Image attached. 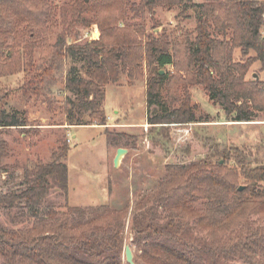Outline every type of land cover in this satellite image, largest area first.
<instances>
[{
  "label": "trees",
  "instance_id": "16d2710c",
  "mask_svg": "<svg viewBox=\"0 0 264 264\" xmlns=\"http://www.w3.org/2000/svg\"><path fill=\"white\" fill-rule=\"evenodd\" d=\"M177 4L194 8L193 37L147 32L146 10ZM86 12L92 16H84ZM59 16L63 29L50 42L46 35L57 19L48 0H0V77L23 72L19 90L39 97L60 80L55 72L63 59L83 61L84 75L72 65L61 79L72 93L63 102L65 123L105 125L107 133L106 85L116 82L121 73L129 83L146 80V106L159 107L147 121L163 132L171 123L208 120L196 114L189 91L193 84H201L231 120H252L256 111H264V80L245 77L255 61L264 69L261 0H67ZM80 23L96 24L99 36L83 44L70 41L73 26ZM235 48L245 60L234 59ZM36 51L41 54L38 61ZM176 99L179 104L174 106ZM26 124L0 104V126ZM6 147L0 139V156L6 155ZM68 150L69 144L62 141L50 161L37 160L24 168L23 188L0 192V206L15 202L22 206L24 201L34 217L28 227L0 225L2 264H122L129 203L67 205L64 210L50 204L43 210L39 207L50 178L68 193L64 161ZM222 156V162L166 163L164 175L133 202L130 228L140 250L134 264H220L221 258L235 256L246 264H263L257 253L264 249V226L242 222L251 213H264V166H250L238 147L223 151ZM0 174L6 175L5 181L14 177L6 166ZM20 210L23 214V207Z\"/></svg>",
  "mask_w": 264,
  "mask_h": 264
},
{
  "label": "rangeland",
  "instance_id": "374dc122",
  "mask_svg": "<svg viewBox=\"0 0 264 264\" xmlns=\"http://www.w3.org/2000/svg\"><path fill=\"white\" fill-rule=\"evenodd\" d=\"M64 1L67 0H48L56 11L57 19L52 25V32L46 35L50 42H53L63 29L59 12ZM261 1L264 3V0ZM84 16L91 17L92 12H86ZM144 21L147 32H164L171 38H178L185 33L190 37L195 35L194 8L184 4L157 6L153 12L146 10ZM49 24L50 22L46 25ZM72 29L69 40L81 44L100 34L96 24L84 26L80 23L74 25ZM262 31L264 34V29ZM11 43L10 38L4 46V53H7L8 45ZM253 54L254 52L250 50L249 55ZM40 55L39 51L35 52L37 61ZM233 57L242 61L246 58L242 56L239 48L234 49ZM72 65L76 66L79 74H85L86 64L83 61L65 58L55 72L60 80L46 88L39 97L25 96L19 90L25 79L23 72L0 77V104L27 123L24 126H0V139L7 143L6 155L0 156V170L6 166L9 171L14 172L13 179L8 181L4 180L6 175L0 174V192L23 188L24 168L37 160L50 161L52 153L57 150L60 143L66 141L69 144L68 154L64 160L68 167V193L64 194L54 183L53 178H50L51 185L39 206L40 209L43 210L47 204L64 210L67 205L89 207L108 204L120 207L129 203L123 250L124 245H130L134 259L140 250L132 240L134 237L130 228L132 204L164 175L166 163H188L198 159L209 161L219 159L222 162L223 151L238 147L250 166H264V111H256L252 120H231L222 108L208 97L201 84L190 85L189 91L191 101L196 103L198 108L197 116H206L208 120L171 123L164 132L155 127L152 129L147 116L153 115L159 107L152 104L147 108L145 104L146 80L137 79L129 83L127 76L121 73L116 82L106 85L104 108L114 123L113 126L107 127V133L104 131L105 127L97 124L65 123L63 102L67 96H72V93L64 88L61 79L66 76ZM166 68L172 70L171 65H167ZM257 71L258 77L264 80V69H260L259 61L251 64L245 77L253 78V73ZM165 89L166 86L162 85L160 91L163 95ZM48 100L51 101V105ZM178 104L179 100H174L173 105ZM117 120L122 124L124 120L126 123H142L117 126L119 125L115 124ZM117 147H126L128 150L120 164L115 167L113 157ZM240 184L242 185V182ZM17 203L12 206H0V225L6 228L31 226L34 217L30 215L29 207L23 206L24 201L20 202L22 206H17ZM20 207H23V214ZM242 223L262 227L264 213H251ZM257 256L264 264V249L258 252ZM122 264H126L124 252ZM220 264L246 263L235 256L230 259L221 258Z\"/></svg>",
  "mask_w": 264,
  "mask_h": 264
},
{
  "label": "water",
  "instance_id": "95a60500",
  "mask_svg": "<svg viewBox=\"0 0 264 264\" xmlns=\"http://www.w3.org/2000/svg\"><path fill=\"white\" fill-rule=\"evenodd\" d=\"M160 72H163V69H161ZM257 76L258 75L256 73H253V77H257ZM127 150L128 149L126 147H117L115 155L113 157V164L115 167H117L120 164L121 159L123 155L127 153ZM241 188H242V185L239 186V189ZM123 252H124L125 261H127L130 264H134L133 252H132L130 245L128 244L124 245Z\"/></svg>",
  "mask_w": 264,
  "mask_h": 264
},
{
  "label": "crops",
  "instance_id": "0c3cea01",
  "mask_svg": "<svg viewBox=\"0 0 264 264\" xmlns=\"http://www.w3.org/2000/svg\"><path fill=\"white\" fill-rule=\"evenodd\" d=\"M146 104V103H145ZM116 123L115 124H119V125H117V126H128V125H126V124H141L142 122H132V123H126L125 122V120H124V123L122 124V123H120V121H115ZM113 122L110 120V117L107 115V127H109V126H113ZM94 125H96V124H94ZM99 126V125H98ZM137 126V125H136ZM67 127H69V126H67ZM100 127H105V126H101L100 125ZM69 187V186H68Z\"/></svg>",
  "mask_w": 264,
  "mask_h": 264
}]
</instances>
